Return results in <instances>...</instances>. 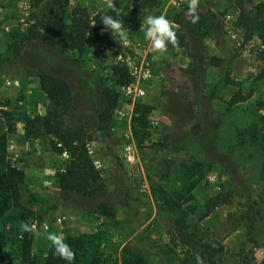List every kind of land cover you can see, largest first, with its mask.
<instances>
[{
	"label": "rangeland",
	"instance_id": "rangeland-1",
	"mask_svg": "<svg viewBox=\"0 0 264 264\" xmlns=\"http://www.w3.org/2000/svg\"><path fill=\"white\" fill-rule=\"evenodd\" d=\"M117 1L142 14L138 29L124 25L127 39H137L147 47V15L167 17L174 23L175 34L186 35L185 45L169 44L164 54L152 49L142 52L153 61V77L146 82L144 97L133 102L119 89L122 84L116 81L113 65L120 62L128 67L127 62L141 54L116 35L108 45L88 43L81 56L65 49L66 55L79 56L96 74L97 93L87 85V89L79 87L78 76L74 72L68 75L63 63L51 60L48 67L68 75L74 88L83 93L76 115L87 121L96 117L103 86L120 90L111 134L106 139L95 134L88 148L109 184L106 210L131 228L91 209L83 213L62 207L40 219H20L17 211H8L0 219V264H43L53 245L49 233L62 241L69 237L83 240L79 264H123L124 257L136 252L146 260L143 264H153L152 252L158 249L163 251V264H264V61L258 55L260 39H244L235 0H198L195 24L185 14L189 0L179 6L175 0ZM258 1L264 0L246 3ZM78 5L91 14L107 9L106 0H42L39 6L32 0H0V60L6 63L0 70V134L9 126L14 128L8 154L26 172L27 182L45 192L58 187L56 172L63 169L68 157L52 150L51 133L26 138L25 114L45 113L50 100L39 78L25 72L11 44L13 40L27 41L32 31L42 33L45 29L38 17L46 20L50 8L54 13L70 12ZM34 42L42 46L40 40ZM120 52L125 61L119 59ZM236 92L249 97L231 103ZM138 103L151 106L144 118L135 110ZM121 107L129 115L122 116ZM18 131H24V137L19 138ZM218 194L225 202L213 206ZM179 219L185 235L179 230ZM25 233L32 240L29 253L22 249ZM212 240L216 249L210 247Z\"/></svg>",
	"mask_w": 264,
	"mask_h": 264
},
{
	"label": "trees",
	"instance_id": "trees-1",
	"mask_svg": "<svg viewBox=\"0 0 264 264\" xmlns=\"http://www.w3.org/2000/svg\"><path fill=\"white\" fill-rule=\"evenodd\" d=\"M35 6H39L42 0H32ZM117 7L123 9L124 25L138 29L141 24L142 14L139 10L122 6L114 0ZM239 11L238 20L242 27L245 40L258 37L262 47L259 50V57L264 61V1L246 3V0H235ZM47 19L38 17L44 26L42 33L32 31L28 40L23 42L13 40L11 47L15 57H20L25 65V72L39 78L41 89L47 94L50 105L43 114H25L23 119L25 136L28 139H38L46 134H50V145L54 152L62 154L68 152V158L64 161L63 169L56 172L58 177V187L48 188L40 191L26 180V172L17 166L8 154L9 135L14 128L8 129L0 134V219L8 211H17L20 219L43 218L53 215L59 208H71L83 213L101 211L114 223L125 228V220H116L106 209L107 195L110 194L109 184L96 167L94 159L88 148L89 140L95 134H101L106 139L111 134V122L113 111L120 97L119 91L107 86L102 87L103 100L100 106L95 108V119L87 121L84 116L76 115L79 105V97L82 92L76 90L68 79V75L74 72L78 76L79 87L89 86V91L97 93L93 71L88 70L79 56L85 53L88 43L97 46H104L112 43L115 39L104 26L100 23V18L104 14H113L110 9L98 11L91 14L85 7L78 5L70 12L65 9L54 13L50 8ZM48 10V12H49ZM40 40L41 45L34 42ZM39 42V43H40ZM177 45L186 44V35L183 32L176 33ZM65 49L75 50L79 53L76 58H71L65 53ZM51 60L63 63L68 68V75L54 72L48 65ZM6 63L0 60V70ZM116 81L125 84L131 81L128 67L125 64L116 63L112 67ZM98 76V75H97ZM82 80L84 82H82ZM85 83V84H84ZM83 88V87H82ZM88 92V91H87ZM249 95L236 92L231 103L246 100ZM185 104H183V107ZM151 106L143 103L136 105V112L142 113L144 118L146 111ZM135 118V117H134ZM137 119V118H135ZM256 134V132H255ZM61 143V145H59ZM121 172L124 169L121 165ZM113 188L112 192H117ZM128 195V188H126ZM112 196L115 194L111 193ZM225 202L222 194H218L213 200L212 205ZM132 210L131 202H127ZM179 230L183 233L182 219L178 220ZM181 226V227H180ZM133 231V229L131 230ZM22 249L25 253L31 251L32 240L30 234H24ZM68 244L75 253L71 264H79L81 248L84 246L81 238L69 237L63 241ZM212 240L210 247L214 246ZM154 256L153 264H163V251L158 249ZM146 260L140 254L134 253L131 257H124L123 264H143ZM43 264H69L68 261L55 254L52 245L44 258Z\"/></svg>",
	"mask_w": 264,
	"mask_h": 264
},
{
	"label": "clouds",
	"instance_id": "clouds-1",
	"mask_svg": "<svg viewBox=\"0 0 264 264\" xmlns=\"http://www.w3.org/2000/svg\"><path fill=\"white\" fill-rule=\"evenodd\" d=\"M106 6L113 14H104L101 16L100 23L104 26V30L109 31L112 36L115 34L119 36L121 40H126L127 30L124 27L122 16L123 9L117 7L114 0H106ZM185 14L190 19L191 23L195 24L198 22V0H189ZM144 24V38L150 42L153 52L164 54L167 52L169 44H175V28L167 17L147 15L144 18ZM47 238L52 241L55 254L71 264L75 256L72 248L60 240L54 233H49Z\"/></svg>",
	"mask_w": 264,
	"mask_h": 264
},
{
	"label": "built area",
	"instance_id": "built-area-1",
	"mask_svg": "<svg viewBox=\"0 0 264 264\" xmlns=\"http://www.w3.org/2000/svg\"><path fill=\"white\" fill-rule=\"evenodd\" d=\"M183 2L184 0H175L174 3L179 6L183 5ZM172 24L174 25L173 22ZM123 43L126 47L133 50L139 49V53L141 54V57H137V59L133 60V62H127L131 81L119 86V89L122 91V93L127 96V98H131L134 102L136 98H142L146 95V82L153 77L152 59L142 56L143 51L147 52L152 48L150 42L148 43L147 47H145V43L142 41L139 42L137 39L135 42L130 39H126L123 40ZM122 53L123 52L119 53V59L125 61ZM118 112L122 116L129 115V111L125 107L119 108ZM59 145H61V143H59ZM62 154L67 157L69 156L67 151H64ZM128 157L129 159L131 158L130 155ZM43 224L45 227H47V223L44 222Z\"/></svg>",
	"mask_w": 264,
	"mask_h": 264
},
{
	"label": "crops",
	"instance_id": "crops-1",
	"mask_svg": "<svg viewBox=\"0 0 264 264\" xmlns=\"http://www.w3.org/2000/svg\"><path fill=\"white\" fill-rule=\"evenodd\" d=\"M17 136H18L19 138H21L22 136L24 137V131H18ZM18 143H20V141H18ZM39 169L41 170L42 168H39Z\"/></svg>",
	"mask_w": 264,
	"mask_h": 264
}]
</instances>
